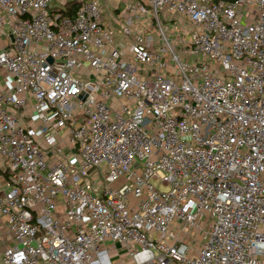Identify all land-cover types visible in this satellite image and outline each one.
<instances>
[{
    "label": "built area",
    "instance_id": "obj_1",
    "mask_svg": "<svg viewBox=\"0 0 264 264\" xmlns=\"http://www.w3.org/2000/svg\"><path fill=\"white\" fill-rule=\"evenodd\" d=\"M0 173V264H264V0H0Z\"/></svg>",
    "mask_w": 264,
    "mask_h": 264
},
{
    "label": "rangeland",
    "instance_id": "obj_2",
    "mask_svg": "<svg viewBox=\"0 0 264 264\" xmlns=\"http://www.w3.org/2000/svg\"><path fill=\"white\" fill-rule=\"evenodd\" d=\"M123 2H127L128 0H122ZM167 21V22H166ZM166 21H164V25L168 26V34L173 37L175 39L176 34L179 32V29H181L179 21H171L169 20V18L166 17ZM116 33H118V30H116ZM211 62V61H210ZM112 186H114V184H112ZM161 189H165V187H160ZM2 228V225H0V230ZM5 234L3 231L0 232V238H5ZM8 240V239H6ZM123 259L125 260V263L127 264H131L130 258L127 255V253L121 249L119 250L118 254L116 255V257L114 259H112L113 262L117 263L119 259Z\"/></svg>",
    "mask_w": 264,
    "mask_h": 264
},
{
    "label": "crops",
    "instance_id": "obj_3",
    "mask_svg": "<svg viewBox=\"0 0 264 264\" xmlns=\"http://www.w3.org/2000/svg\"><path fill=\"white\" fill-rule=\"evenodd\" d=\"M4 181L5 180H4V178L2 177V175L0 173V194L5 191V183H4ZM0 225H2V228H1L0 232L1 231L4 232V230H5V219L2 216H0ZM4 234H5L6 237L4 239L0 238V250H2L4 248V246L9 243V240H6V239H8V235L5 232H4Z\"/></svg>",
    "mask_w": 264,
    "mask_h": 264
}]
</instances>
